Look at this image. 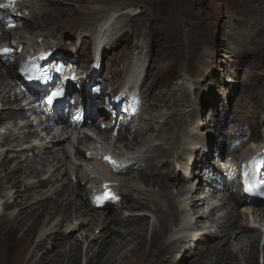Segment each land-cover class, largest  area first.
<instances>
[{
  "label": "bare ground",
  "instance_id": "bare-ground-1",
  "mask_svg": "<svg viewBox=\"0 0 264 264\" xmlns=\"http://www.w3.org/2000/svg\"><path fill=\"white\" fill-rule=\"evenodd\" d=\"M85 1L90 2L79 0ZM52 4L51 0L26 1L22 6L29 15L24 14L19 20L30 32L19 28L8 33L2 31L3 42H8L11 48L17 43L24 51L39 47L59 49L63 38L54 41L59 32L43 25L56 5ZM98 10L90 15L101 13ZM62 12L66 15L68 11ZM135 16L137 13L109 16L106 12L94 27L85 21L82 27L88 26L80 30L83 31L80 35L93 36L96 32L94 50L97 48L105 56L104 51L116 41L111 38L121 29L130 28ZM33 20L34 24H29ZM122 22L125 24L120 25ZM75 43L70 45L73 48L68 50L67 58L76 66L73 80L81 76L83 81L88 70L82 71L83 67L79 66L83 61ZM18 58L19 55L7 66L0 63V227L4 228L0 264H81L83 256L85 264H257L259 258L264 264V245L261 246L264 208L251 212L238 193L236 180L243 159L264 147L262 110L250 114L255 115L253 121L258 120L263 126L262 142L257 143L260 137L247 130L250 140L223 158L221 152L229 151L246 137L245 129L235 121L234 115L223 145L220 132L216 133L217 126H209L214 134L204 132L207 122L213 123L210 115L199 120L194 114L190 124L197 102L192 98L191 82L182 77L178 84H183V96L172 99L169 107L165 106L167 103L148 102L139 109H149L148 116L135 115L125 136H118L123 141L130 135L135 144L117 149L125 169L114 176L115 183L121 184L116 191L123 201L109 215L115 205L98 208L92 202V195L97 188H103L104 176L111 172L100 168L89 155L93 152L98 157L107 148L91 137L75 142L52 133L48 127L38 130L27 120V114L36 113L33 103L21 105V93L14 98L9 94L20 90L21 79L15 74ZM137 62L130 87L139 91L142 101L147 97V91L141 87L145 64ZM227 80L232 82L230 78ZM223 89L217 113L218 109L224 110L232 93L227 86ZM82 96L85 95L76 99L81 100ZM243 96L235 97L232 113L245 106L246 98L247 105L257 104L253 96L245 99ZM153 106L163 108L156 110ZM97 109L100 118H104L103 107ZM87 120L92 121L85 117L84 125ZM215 153H219L220 159L210 163ZM224 175L227 181L219 184L218 177ZM167 180L172 183H166ZM18 183H21L20 191L16 189ZM14 197L16 202H12ZM251 222L259 225L250 226ZM76 232L78 237H71ZM187 259L192 261L186 263Z\"/></svg>",
  "mask_w": 264,
  "mask_h": 264
},
{
  "label": "rangeland",
  "instance_id": "rangeland-1",
  "mask_svg": "<svg viewBox=\"0 0 264 264\" xmlns=\"http://www.w3.org/2000/svg\"><path fill=\"white\" fill-rule=\"evenodd\" d=\"M51 1L56 5L52 4L53 8L43 25L56 28L59 35L61 34L60 37L56 35L54 39L56 41L63 38L59 49L68 52L73 48L70 45L79 40L75 43L79 59L83 61V65L79 66L85 69L89 65L90 53L95 46L93 44L96 32L93 36L88 33L80 35L83 32L80 30L88 26L82 27L84 22L93 24L94 27L96 20H101L106 12L109 16L137 13L131 27L116 32L115 37L111 38L113 40L116 38L115 43L104 51L106 54L102 58L103 71L99 77L104 76L102 78L104 83L111 84L110 88H105L106 91L110 89L115 92L114 87L119 80L124 81V78L135 69L134 62L140 61L145 64L141 87L147 91V97L144 93L147 101L146 99L141 101L142 109L148 102L149 104L159 102L161 105L167 103L165 106L169 107L172 99L177 100L183 96V84H178V81L186 77L193 88L192 98L197 102L190 124L195 116L200 120L210 115L214 119L213 123L208 121L204 132L214 134V130L211 131L209 126L211 124L217 126L216 133L220 132L221 142L225 145L226 129L229 124L233 125L234 121L230 120L235 115V121L242 128L246 127L249 134L260 137L257 143L262 142L263 126L258 120L253 121L255 115L250 114L259 113L261 110L264 112V0H100L101 4L99 0H89L92 3L87 1L80 3L79 0ZM65 9L68 11L66 15L62 12ZM93 10L101 13L90 15ZM73 20L78 23L75 24ZM125 22L120 25H124ZM29 24H34V20ZM227 78L232 82L229 83L230 80ZM224 85L231 88L232 93L224 104V110L218 109L217 113L216 107L221 104L219 94L221 89H225ZM237 94H243L244 99L251 95L253 101L257 100V104L247 105L246 98L245 106L239 112L232 113L233 101ZM153 108L160 110L163 107ZM142 109L138 113L140 118L150 113L149 109L145 111ZM125 144L131 146L135 143L132 137H128L121 146L124 147ZM217 162V158L214 161L210 160V163ZM166 183L172 182L167 180ZM20 184H17V190ZM13 201L16 202V197L12 199ZM10 206L14 207V204ZM118 207L112 208L108 214L114 213ZM83 227L86 228L85 223ZM3 231L4 228L0 227V242ZM73 234L71 237H78L77 232ZM153 236L154 233L151 241ZM71 237L69 236V239ZM189 256L190 253L186 258ZM190 261L192 260L187 259L186 263ZM261 261L259 258L257 264H262ZM85 263L86 258L83 256L81 264Z\"/></svg>",
  "mask_w": 264,
  "mask_h": 264
},
{
  "label": "snow or ice",
  "instance_id": "snow-or-ice-1",
  "mask_svg": "<svg viewBox=\"0 0 264 264\" xmlns=\"http://www.w3.org/2000/svg\"><path fill=\"white\" fill-rule=\"evenodd\" d=\"M0 6H6V5H0ZM5 51H7V50H5ZM59 94H60L59 92H54L52 94V97L49 99V102H51V99L54 98L55 96L59 95ZM113 163H115V162H113Z\"/></svg>",
  "mask_w": 264,
  "mask_h": 264
},
{
  "label": "trees",
  "instance_id": "trees-1",
  "mask_svg": "<svg viewBox=\"0 0 264 264\" xmlns=\"http://www.w3.org/2000/svg\"><path fill=\"white\" fill-rule=\"evenodd\" d=\"M216 156V155H215ZM214 159V158H213ZM220 159V158H219Z\"/></svg>",
  "mask_w": 264,
  "mask_h": 264
}]
</instances>
